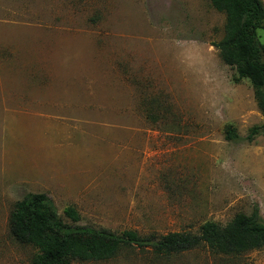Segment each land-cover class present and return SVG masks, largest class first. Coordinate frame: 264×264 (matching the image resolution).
<instances>
[{"label":"rangeland","instance_id":"374dc122","mask_svg":"<svg viewBox=\"0 0 264 264\" xmlns=\"http://www.w3.org/2000/svg\"><path fill=\"white\" fill-rule=\"evenodd\" d=\"M225 25L209 0H0V264L37 252L10 234L29 193L118 234L264 221V116L215 47ZM85 264H264V247Z\"/></svg>","mask_w":264,"mask_h":264},{"label":"trees","instance_id":"16d2710c","mask_svg":"<svg viewBox=\"0 0 264 264\" xmlns=\"http://www.w3.org/2000/svg\"><path fill=\"white\" fill-rule=\"evenodd\" d=\"M209 1L226 16L225 36L215 47L224 64L236 70L237 80L251 82L264 116V43L258 37V31L264 30V5L261 0ZM237 138L236 130L230 126L227 139ZM65 215L73 224L64 221L46 193H29L15 204L10 234L19 244L36 249L31 264L107 262L131 248L171 257L204 248L218 255L240 256L264 247V221L258 211L250 216L238 214L224 226L207 222L198 233L147 236L133 230L118 234L76 225L81 217L74 207L67 208Z\"/></svg>","mask_w":264,"mask_h":264}]
</instances>
